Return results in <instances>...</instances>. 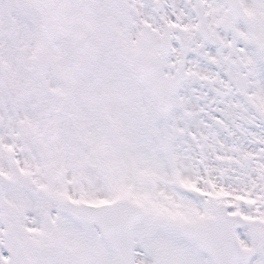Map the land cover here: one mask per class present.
<instances>
[{
  "label": "snow or ice",
  "instance_id": "obj_1",
  "mask_svg": "<svg viewBox=\"0 0 264 264\" xmlns=\"http://www.w3.org/2000/svg\"><path fill=\"white\" fill-rule=\"evenodd\" d=\"M0 264H264V0H0Z\"/></svg>",
  "mask_w": 264,
  "mask_h": 264
}]
</instances>
